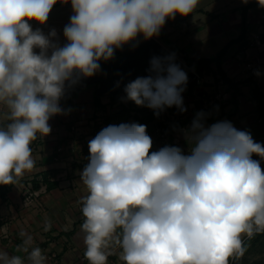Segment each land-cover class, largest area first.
Segmentation results:
<instances>
[{"label": "clouds", "instance_id": "9594fccd", "mask_svg": "<svg viewBox=\"0 0 264 264\" xmlns=\"http://www.w3.org/2000/svg\"><path fill=\"white\" fill-rule=\"evenodd\" d=\"M247 3L248 0H242ZM264 8V0H256ZM70 4L63 28L47 34L53 7ZM201 0H0V185H16L36 168L32 144L49 121L67 115L60 101L82 79L101 72L126 45L159 37L168 21L192 15ZM176 55L151 58L148 75L124 87V102L153 110L187 111L188 75ZM259 75V72L255 73ZM119 81L117 87H119ZM197 112L179 146L153 151L147 126L108 125L88 142L77 201L88 264H230L247 251L244 239L264 234V144L231 121L206 124ZM253 156L259 159H253ZM52 228L45 220L44 231ZM17 250L0 249V264H47L33 237L20 232Z\"/></svg>", "mask_w": 264, "mask_h": 264}, {"label": "crops", "instance_id": "0c3cea01", "mask_svg": "<svg viewBox=\"0 0 264 264\" xmlns=\"http://www.w3.org/2000/svg\"><path fill=\"white\" fill-rule=\"evenodd\" d=\"M244 13L248 43L242 46L236 39L242 33ZM255 35L259 36V43L255 41ZM263 36L264 8L259 7L256 0H248L246 4L242 0H201L192 15L177 16L174 21H168L159 37L153 39L198 74L200 82L195 88L190 90L186 86L182 93L184 105L198 102L200 93L205 90L215 92L226 87V103L205 111L206 124L231 121L238 130L250 131L256 142L264 144ZM151 40L142 41L138 46ZM220 52L223 55L218 60ZM206 59L210 63H205ZM200 61H203L202 70L198 72L194 65ZM248 63L258 66L259 75L250 74ZM222 75L238 84L235 94ZM83 83L87 91L83 90ZM83 83L76 94L60 101L62 108L71 111L52 117L49 121L51 133L32 144L36 159L34 171L16 185H0V249H6L12 255L26 256L17 250L23 242L20 232L25 231L47 256V264H88L83 255L80 233L83 217L77 201L86 194L79 174L88 163V142L95 124L100 120L107 121L108 117H112L108 119L111 122L144 125L157 120L156 116L148 119L149 108L124 102L121 98L125 93L119 92L114 97L109 91L99 92L100 81ZM169 111L175 115L180 113L176 108ZM2 122L4 116L0 113ZM176 146L188 149L182 134ZM253 159L259 157L253 156ZM261 168L264 170V161H261ZM30 186L37 193L38 202L25 205L22 194ZM46 219L52 224L47 232L44 231ZM109 264H121L118 254L109 257Z\"/></svg>", "mask_w": 264, "mask_h": 264}, {"label": "water", "instance_id": "95a60500", "mask_svg": "<svg viewBox=\"0 0 264 264\" xmlns=\"http://www.w3.org/2000/svg\"><path fill=\"white\" fill-rule=\"evenodd\" d=\"M122 52L123 57L119 60L101 61V72L91 78L82 79L74 88L68 90L66 97L76 94L82 83L89 80L102 82L99 92L109 91L116 97L119 92L124 93V87L130 81L148 75L147 69L150 67L149 62L152 57L172 54L168 48L154 39L142 46H124ZM175 63L187 73L188 83L186 86L193 90L198 80V74L177 56ZM118 81L120 82L119 87L116 86Z\"/></svg>", "mask_w": 264, "mask_h": 264}, {"label": "built area", "instance_id": "2783aa9c", "mask_svg": "<svg viewBox=\"0 0 264 264\" xmlns=\"http://www.w3.org/2000/svg\"><path fill=\"white\" fill-rule=\"evenodd\" d=\"M255 41L260 42L259 36L255 35ZM248 70L250 71V74H254L258 70V66L255 63H248L247 65ZM197 82H200V79L198 77ZM226 89V87L224 88ZM219 90L215 92L210 91H203L200 93V98L195 102H190L185 104V107L187 108V111L184 113L174 114L169 111V109H166L164 112L160 114V116L157 118L156 121H152L150 124H147V132L151 136L153 140V151L158 150L159 148L165 146V145H178L180 136H181V129L188 128L192 122V117H194V113L200 111H207L211 109L212 107H215L217 105H222L226 103L227 100V94L225 90ZM151 112L153 110L149 109ZM178 119L181 120H188L186 123L180 125L179 127L175 128L172 133L169 135L165 128L164 123H167L169 121H176ZM192 119V120H191ZM121 123L125 122H102L101 120L95 124V128L92 131L91 139L95 137V135L102 130L103 128L107 127L108 125H119ZM187 150H184L185 154H187ZM24 204L29 205V203L32 202H38V195L33 190V187H26L24 189ZM85 260V259H84Z\"/></svg>", "mask_w": 264, "mask_h": 264}, {"label": "rangeland", "instance_id": "374dc122", "mask_svg": "<svg viewBox=\"0 0 264 264\" xmlns=\"http://www.w3.org/2000/svg\"><path fill=\"white\" fill-rule=\"evenodd\" d=\"M57 4L58 5L53 7L46 25L41 26L36 23H33L32 27L33 29L38 27L41 28L45 32V34H47L50 29L55 28L59 35V42L63 44L65 43L63 38V28L66 24L69 23V18L72 14V10L70 4H61V3H57ZM139 39H140L139 44L142 41H144L142 37ZM126 46L133 47L132 45H126ZM122 55H123L122 50H117L112 60L116 61ZM82 87L85 88L83 89L84 91H87L86 90L87 88L85 87L84 83ZM22 195H23L22 202L24 203V193ZM237 264H264V235L260 237L257 236L254 237L253 241L249 244L247 251L245 252V255L240 259V261Z\"/></svg>", "mask_w": 264, "mask_h": 264}, {"label": "trees", "instance_id": "16d2710c", "mask_svg": "<svg viewBox=\"0 0 264 264\" xmlns=\"http://www.w3.org/2000/svg\"><path fill=\"white\" fill-rule=\"evenodd\" d=\"M246 19H247V17H246V13H244V16H243V28H242V33H241V35L236 39L237 41H239L240 43H241V45L242 46H245V44H247L248 43V41H247V39H246V31H247V24H246ZM263 38H264V36H263ZM223 55V52H220L219 54H218V57H217V59L219 60V58H221V56ZM203 63V61H200L199 63H197L196 65H194V67L198 70V72H201V70H202V67H201V64ZM205 63H210V60L209 59H206L205 60ZM191 65V64H190ZM223 77H224V81L225 82H229L230 84V87H232L233 89H234V94L236 93V90H237V83H234V82H230L228 79H226L225 78V75H222ZM170 109H175L174 107L173 108H170ZM145 110V109H144ZM143 110V111H144ZM146 113V112H145ZM178 113V112H177ZM146 116H148V119L149 118H151V120L155 117V115H154V112H147V114H146ZM111 118L112 117H108L107 118V121L105 120V122H107L108 124L109 123H111ZM108 119H110V120H108ZM187 121H185V120H181V119H178V120H176V121H169V122H167V123H164L163 125H164V128H165V130H166V132L170 135L171 133H172V131L175 129V128H177V127H179L180 125H182V124H184V123H186ZM147 124V123H146ZM145 124V125H146ZM264 234H258V235H256L257 237H260V236H263ZM254 239V238H253ZM253 239H251V240H249V239H244V244L246 245V247L248 248V246H249V244L253 241ZM240 261V259L239 260H234V261H231L230 262V264H237L238 262Z\"/></svg>", "mask_w": 264, "mask_h": 264}]
</instances>
